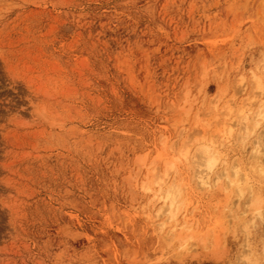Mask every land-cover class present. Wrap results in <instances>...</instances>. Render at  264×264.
Here are the masks:
<instances>
[{
  "label": "rangeland",
  "instance_id": "1",
  "mask_svg": "<svg viewBox=\"0 0 264 264\" xmlns=\"http://www.w3.org/2000/svg\"><path fill=\"white\" fill-rule=\"evenodd\" d=\"M261 110L264 0H0V264H264Z\"/></svg>",
  "mask_w": 264,
  "mask_h": 264
},
{
  "label": "bare ground",
  "instance_id": "2",
  "mask_svg": "<svg viewBox=\"0 0 264 264\" xmlns=\"http://www.w3.org/2000/svg\"><path fill=\"white\" fill-rule=\"evenodd\" d=\"M263 110V109H262ZM261 110V112L260 113H263L264 114V111H262ZM260 113H259V115H260ZM262 114V115H263ZM205 164H206V167L207 168H209L208 170H210L211 168H213L214 167V165H215V162H216V158H215V154L213 155V153H211V152H209V149L207 150V149H205ZM203 163V164H204ZM217 163V162H216ZM208 172V171H207ZM206 172V174L208 175V173ZM206 175V176H207ZM200 179H201V182L202 183H205L206 182V177H205V175H203V174H201L200 175ZM177 196H178V190H177V188H174V187H170L169 189H168V191H167V194H166V198L167 199H170V203H174L175 201H176V199H177Z\"/></svg>",
  "mask_w": 264,
  "mask_h": 264
}]
</instances>
